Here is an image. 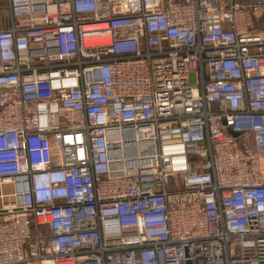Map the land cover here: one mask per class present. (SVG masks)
I'll return each instance as SVG.
<instances>
[{
    "label": "built area",
    "instance_id": "built-area-1",
    "mask_svg": "<svg viewBox=\"0 0 264 264\" xmlns=\"http://www.w3.org/2000/svg\"><path fill=\"white\" fill-rule=\"evenodd\" d=\"M10 4L0 264H264V0Z\"/></svg>",
    "mask_w": 264,
    "mask_h": 264
},
{
    "label": "crops",
    "instance_id": "crops-1",
    "mask_svg": "<svg viewBox=\"0 0 264 264\" xmlns=\"http://www.w3.org/2000/svg\"><path fill=\"white\" fill-rule=\"evenodd\" d=\"M11 21L12 18H11L10 0H0V29L8 27ZM3 191L5 193L10 194L13 191V186L11 184H7L4 186ZM0 206H1V199H0Z\"/></svg>",
    "mask_w": 264,
    "mask_h": 264
}]
</instances>
